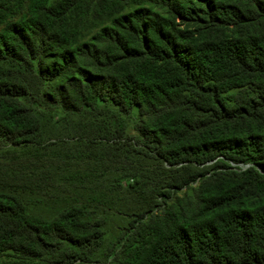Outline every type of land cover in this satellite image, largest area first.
<instances>
[{
  "label": "trees",
  "instance_id": "obj_1",
  "mask_svg": "<svg viewBox=\"0 0 264 264\" xmlns=\"http://www.w3.org/2000/svg\"><path fill=\"white\" fill-rule=\"evenodd\" d=\"M0 264H264V0H0Z\"/></svg>",
  "mask_w": 264,
  "mask_h": 264
},
{
  "label": "rangeland",
  "instance_id": "obj_2",
  "mask_svg": "<svg viewBox=\"0 0 264 264\" xmlns=\"http://www.w3.org/2000/svg\"><path fill=\"white\" fill-rule=\"evenodd\" d=\"M43 212H45V211H43ZM124 221L125 220L123 218V215H121L120 213H116L110 218V220H109L110 231H109V233L107 235V238L109 240L113 239L116 236V234H117V232L119 230V226L121 224H123Z\"/></svg>",
  "mask_w": 264,
  "mask_h": 264
},
{
  "label": "built area",
  "instance_id": "obj_3",
  "mask_svg": "<svg viewBox=\"0 0 264 264\" xmlns=\"http://www.w3.org/2000/svg\"><path fill=\"white\" fill-rule=\"evenodd\" d=\"M243 168L247 167L248 165H241Z\"/></svg>",
  "mask_w": 264,
  "mask_h": 264
}]
</instances>
